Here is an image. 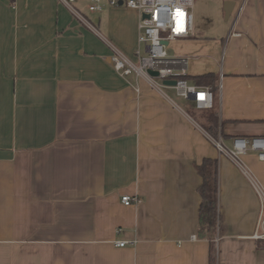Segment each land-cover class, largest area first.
I'll return each instance as SVG.
<instances>
[{
  "label": "crops",
  "instance_id": "obj_1",
  "mask_svg": "<svg viewBox=\"0 0 264 264\" xmlns=\"http://www.w3.org/2000/svg\"><path fill=\"white\" fill-rule=\"evenodd\" d=\"M92 4L73 7L93 27L58 0H0V264H264V161L216 145L264 136V0H196L194 35L167 45L189 84L213 88L205 110L119 75L112 49L138 61L139 13ZM205 159L218 161L212 238Z\"/></svg>",
  "mask_w": 264,
  "mask_h": 264
},
{
  "label": "built area",
  "instance_id": "obj_2",
  "mask_svg": "<svg viewBox=\"0 0 264 264\" xmlns=\"http://www.w3.org/2000/svg\"><path fill=\"white\" fill-rule=\"evenodd\" d=\"M67 7L75 17L90 25L91 23L81 15L74 7L77 0H58ZM196 0H108L113 7H122L137 11L139 13V49L136 52L137 62H133L120 51L113 48L111 63L114 70L123 78L136 74L138 78L147 79L153 86H163L167 80L176 81L177 95L190 102L200 110L212 109L214 107L215 95L213 88L200 87L188 83L186 70L177 71L174 67L178 61L171 59L167 52L165 42L179 39H188L194 35L193 10ZM101 0H93L89 7L91 12L103 10ZM150 71L158 72L157 77L149 74ZM219 151L232 160L239 163L242 155L254 152L258 159L264 161V136L251 138H236L233 140L232 148L225 147L221 142H216ZM256 191L262 201L259 228L255 234L258 240H264V191L255 183ZM139 198L123 196L122 202L129 206L139 202ZM260 230V231H259ZM118 247H126L129 242L117 240Z\"/></svg>",
  "mask_w": 264,
  "mask_h": 264
},
{
  "label": "trees",
  "instance_id": "obj_3",
  "mask_svg": "<svg viewBox=\"0 0 264 264\" xmlns=\"http://www.w3.org/2000/svg\"><path fill=\"white\" fill-rule=\"evenodd\" d=\"M187 79V77H185ZM210 76L198 77L200 83L205 82ZM210 83V82H208ZM210 125L205 128L211 134L217 128L215 123V114L210 115ZM196 170L202 178V183L198 189L201 197L200 207V234L206 235L209 238L214 236L218 223V208H217V194H218V161L215 159H205L202 164L196 165Z\"/></svg>",
  "mask_w": 264,
  "mask_h": 264
},
{
  "label": "water",
  "instance_id": "obj_4",
  "mask_svg": "<svg viewBox=\"0 0 264 264\" xmlns=\"http://www.w3.org/2000/svg\"><path fill=\"white\" fill-rule=\"evenodd\" d=\"M233 6L234 4L231 2H228L225 4V12H226V19H229V17L231 16L232 10H233ZM165 45H168V42L164 43ZM149 74L153 77H157L158 76V72L156 71H150ZM163 85L165 86H170V87H174L176 86V81L173 80H167L163 82Z\"/></svg>",
  "mask_w": 264,
  "mask_h": 264
},
{
  "label": "rangeland",
  "instance_id": "obj_5",
  "mask_svg": "<svg viewBox=\"0 0 264 264\" xmlns=\"http://www.w3.org/2000/svg\"><path fill=\"white\" fill-rule=\"evenodd\" d=\"M167 52H168V51H167ZM170 55L173 56L172 53H170ZM174 93H175V92H174ZM174 96H175V98L177 97V96H176V93L174 94ZM176 99L178 100V98H176ZM180 100H181V99H179V104H181V105L184 106V100H181V101H180Z\"/></svg>",
  "mask_w": 264,
  "mask_h": 264
}]
</instances>
